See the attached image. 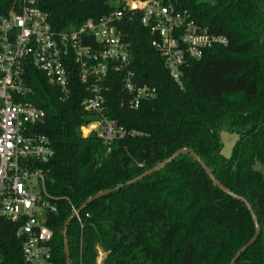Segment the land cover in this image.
Masks as SVG:
<instances>
[{
    "label": "trees",
    "instance_id": "trees-1",
    "mask_svg": "<svg viewBox=\"0 0 264 264\" xmlns=\"http://www.w3.org/2000/svg\"><path fill=\"white\" fill-rule=\"evenodd\" d=\"M22 0H0V15ZM201 28L224 35L227 43L189 60L176 82L152 45L153 35L139 18L118 28L130 43V68L141 83L156 88L137 109L121 76L113 74L105 115L128 131L105 142L82 128L100 116L88 112L89 96L78 68L72 96L59 100L55 86L36 68L27 73L33 93L24 98L45 110L39 130L49 135L55 154L46 164L45 186L55 211L47 214L53 231L54 264H66V221L91 196L123 184L89 203L67 227L71 264H230L255 234L246 204L219 189L191 154L133 184L178 149H193L214 176L245 198L259 220L260 234L235 264H264V0H175ZM52 26L68 30L88 18L118 8L115 0H41ZM238 135L232 154H222L220 134ZM20 225L0 217V263L26 264ZM103 254L102 261L99 257Z\"/></svg>",
    "mask_w": 264,
    "mask_h": 264
},
{
    "label": "built area",
    "instance_id": "built-area-1",
    "mask_svg": "<svg viewBox=\"0 0 264 264\" xmlns=\"http://www.w3.org/2000/svg\"><path fill=\"white\" fill-rule=\"evenodd\" d=\"M40 1L22 0L0 15V217L20 225L17 236L26 264H54L47 214L56 210L42 168L55 151L49 135L39 130L45 110L24 99L33 93L28 71H40L57 88L59 100L66 101L72 96V72L78 68L89 93L82 106L100 116L82 132L87 130L86 136L97 132L111 142L138 134L105 115L113 74L122 75L130 108L137 109L156 95V88L141 83L130 68V43L118 28L123 19L139 18L149 28L152 45L179 83L189 60L227 43L224 35L198 26L175 0H127L107 14L62 31L52 26ZM76 210L73 207V213ZM76 217L80 220L79 214Z\"/></svg>",
    "mask_w": 264,
    "mask_h": 264
},
{
    "label": "water",
    "instance_id": "water-1",
    "mask_svg": "<svg viewBox=\"0 0 264 264\" xmlns=\"http://www.w3.org/2000/svg\"><path fill=\"white\" fill-rule=\"evenodd\" d=\"M182 153H189L192 155V157L198 162L200 163V165L203 167V169L205 170V172L207 173V175L209 176L210 180L219 188L221 189L223 192H225L226 194H228L229 196L242 200L248 210L250 211L253 220H254V224H255V234L253 235V237L246 243L244 244L233 256V258L231 259L230 264H235L237 262V260L239 259V257L251 246L253 245L259 234H260V226H259V220L258 217L256 216L251 204L243 197L237 195L235 192H233L230 188L226 187L224 184H222L213 174V172L207 167V165L203 162V160L201 159V157L191 148H187V147H183L178 149L176 152H174L171 156H169L168 158L164 159L163 161L157 163L156 165H154L153 167L149 168L148 170H146L145 172H143L142 174H140L139 176L127 181V184H133L137 181H140L141 179L151 175L152 173H154L155 171H158L159 169L165 167L168 163L172 162L175 158H177L180 154ZM123 186V184H120L118 186H116L113 189H107V190H103L97 194H95L94 196H91L90 198H88L81 206L80 208H78L76 210L75 213H73L71 215V217L66 221L65 226H64V230H63V238H64V252L66 254V264H71V258H70V252H69V246H68V241H67V227L68 225L71 223L72 219H74L76 217V215L80 214V212L91 202H93L94 200L103 197L105 195H107L108 193H111L113 190L119 189Z\"/></svg>",
    "mask_w": 264,
    "mask_h": 264
},
{
    "label": "rangeland",
    "instance_id": "rangeland-1",
    "mask_svg": "<svg viewBox=\"0 0 264 264\" xmlns=\"http://www.w3.org/2000/svg\"><path fill=\"white\" fill-rule=\"evenodd\" d=\"M115 1L120 5L121 3L126 2L127 0H115ZM84 133L87 134L88 133L87 130L83 131V134ZM220 137L223 142L222 154L225 157H229L232 154L234 147L237 143L238 135L235 133L228 132V131H222L220 134ZM255 169L261 171L264 174V164L259 163V162L256 163ZM102 257H103V254H101L99 257V263L102 261Z\"/></svg>",
    "mask_w": 264,
    "mask_h": 264
}]
</instances>
